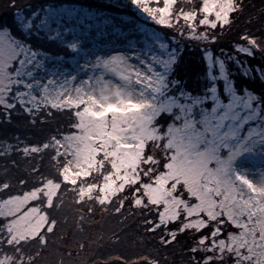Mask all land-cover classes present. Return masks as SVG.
Returning a JSON list of instances; mask_svg holds the SVG:
<instances>
[{
  "label": "rangeland",
  "instance_id": "obj_1",
  "mask_svg": "<svg viewBox=\"0 0 264 264\" xmlns=\"http://www.w3.org/2000/svg\"><path fill=\"white\" fill-rule=\"evenodd\" d=\"M137 1L141 5H135V17L86 12L70 5L48 9L38 29L53 33L59 43L76 53L68 58L69 66L64 58L46 59L22 41L20 34L13 36L0 28V32H9L16 49V58L0 79V102H6L13 85H23V90L17 91L20 102L83 113L80 136H64L51 145L57 155L65 156L70 179L92 169L99 149L110 156L105 165L115 169L121 186L128 179H137L136 165L163 166L164 171L146 188L152 201L163 206L164 219L179 216L185 227L196 229L207 223L212 228L230 225L218 243L212 241V235L202 243L206 248L210 243L217 246L219 253L237 250L240 254L243 249L244 260L264 264V116L252 104L253 96H238L228 80L224 81L227 102L232 104L239 97V104L231 110L221 107L216 113L219 118L210 124L199 119L202 105H196L190 116L185 106L188 101L168 98L164 79L174 71L167 40L190 41L191 36L185 38L178 26L185 24L195 31V10L189 6L180 10L177 1L181 0ZM203 1L205 15L200 22L213 26L227 20L233 0ZM142 18L154 23L147 25ZM195 33L194 39L203 38L200 32ZM209 83L207 76L199 87L207 88ZM216 95L221 99L218 92ZM194 117L197 123L193 128L190 121ZM114 183L112 180L109 185ZM177 185L182 186L186 198L176 195ZM53 192V187H46L49 199ZM37 198L35 191L0 204L10 240L39 232L44 218L33 205ZM10 260L0 256V264H11Z\"/></svg>",
  "mask_w": 264,
  "mask_h": 264
},
{
  "label": "trees",
  "instance_id": "obj_2",
  "mask_svg": "<svg viewBox=\"0 0 264 264\" xmlns=\"http://www.w3.org/2000/svg\"><path fill=\"white\" fill-rule=\"evenodd\" d=\"M177 4L180 10L187 6L195 10V31L203 38L194 39L192 35L197 33L184 24L178 29L185 38L191 36L188 43L183 38L167 40L175 69L172 77L164 79L168 98L172 96L183 102L191 93L193 99H201L211 85L224 99V81L228 80L238 96L250 93L252 104L264 116V0H233L227 20L213 26L200 22L205 15L203 0L192 3L181 0ZM64 5L82 7L86 12L135 17V5L141 3L137 0H0V28L10 30L13 36L20 34L22 41L46 59L60 57L68 64L74 51L59 43L53 33L38 29L48 9ZM141 22L154 23L148 18H142ZM156 26L168 32L165 26ZM210 74L215 79L210 80L207 88H200ZM18 90H23V85H13L6 102H0V204L8 198L36 191L38 198L33 200V205L41 211L44 223L35 236L10 240L0 216V256L10 258L9 263L251 264L242 258L243 249L240 254L237 250L219 253L217 246L210 243L206 248L202 243L211 235L212 241L218 243V239L226 237L230 225L227 228L222 223L220 228H212L207 223L200 229L187 228L179 216L162 217L163 206L152 201L146 187L155 182L159 171H164L163 166L152 169L148 163L136 165L137 179H128L121 186L115 169L106 166L110 156L99 149L92 169L70 179L64 166L65 156L57 155L51 145L64 136H80L83 113L20 102ZM144 159L145 153L141 160ZM112 180L115 183L111 187ZM47 186L54 188L50 199ZM175 192L186 198L181 185L176 186ZM220 219L224 221L221 216Z\"/></svg>",
  "mask_w": 264,
  "mask_h": 264
},
{
  "label": "snow or ice",
  "instance_id": "obj_3",
  "mask_svg": "<svg viewBox=\"0 0 264 264\" xmlns=\"http://www.w3.org/2000/svg\"><path fill=\"white\" fill-rule=\"evenodd\" d=\"M13 8L16 7V5L13 3L12 4ZM18 15V13H17ZM10 32V30H9ZM9 32H0V79L3 78V76L5 75V71L4 69H6L7 67H11V62L13 59L16 58V49L14 44L12 43L11 39H10V35ZM73 48L76 47L75 44L72 45ZM176 63H178V61H176ZM209 67H211V64L209 63ZM173 71L175 70L174 67L172 69ZM209 79H215V77L211 76V74L209 75ZM207 92L209 93L203 100L197 98L194 99L192 98V94L189 93L188 97H187V104L185 105L188 108V115H193L194 112V107L196 105H202L203 107L201 108V111L203 112V115L199 118L201 122H207V123H211V121L213 119H217L219 117H217L216 113L218 112V110L221 107H224L228 110H231L233 107L237 106L239 104V97H236L234 102L232 104H229L227 102L228 98L227 96H225L224 99H217V89L212 87L211 85H209ZM226 92V89H225ZM211 109V111L209 112L208 109ZM181 110H183V106L181 108ZM227 113L224 114V116L226 117ZM180 117H177V119H179ZM197 123L196 118L194 117L191 121H190V125L191 127H195V124Z\"/></svg>",
  "mask_w": 264,
  "mask_h": 264
}]
</instances>
